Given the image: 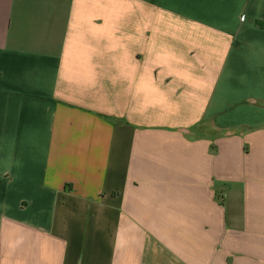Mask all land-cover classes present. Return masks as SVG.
Segmentation results:
<instances>
[{"label": "crops", "instance_id": "0c3cea01", "mask_svg": "<svg viewBox=\"0 0 264 264\" xmlns=\"http://www.w3.org/2000/svg\"><path fill=\"white\" fill-rule=\"evenodd\" d=\"M0 264H264V0H0Z\"/></svg>", "mask_w": 264, "mask_h": 264}]
</instances>
